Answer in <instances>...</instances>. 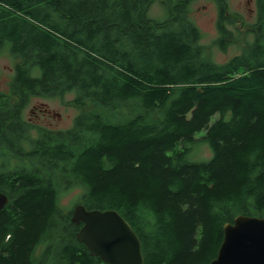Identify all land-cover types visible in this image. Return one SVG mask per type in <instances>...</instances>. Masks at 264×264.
<instances>
[{
	"label": "trees",
	"instance_id": "trees-1",
	"mask_svg": "<svg viewBox=\"0 0 264 264\" xmlns=\"http://www.w3.org/2000/svg\"><path fill=\"white\" fill-rule=\"evenodd\" d=\"M157 1L0 0V51L18 59L0 89V264H107L61 206L72 186L88 209L131 223L144 264L209 263L226 222L264 216V0L239 32L245 19L216 0L217 45L244 40L223 63L202 42L195 0H159L162 16ZM69 91L100 110L32 138L31 99ZM201 140L213 156L191 160Z\"/></svg>",
	"mask_w": 264,
	"mask_h": 264
},
{
	"label": "rangeland",
	"instance_id": "rangeland-1",
	"mask_svg": "<svg viewBox=\"0 0 264 264\" xmlns=\"http://www.w3.org/2000/svg\"><path fill=\"white\" fill-rule=\"evenodd\" d=\"M229 13H237L245 19L246 27L236 20L232 28L237 32L244 28L251 27L257 19L256 0H226ZM152 14L163 15V7L159 0L152 7ZM191 17L203 32L202 42L214 61L223 63L231 59L234 55L241 53L244 40L237 44H232L226 50L221 49L216 41L219 37L217 21L219 16V6L216 0H195L190 8ZM17 58L4 48L0 51V89L10 91V81L14 76V65ZM76 91H69L57 96H34L25 111V119L29 122V134L32 138H37L46 131L65 130L71 128L74 119L82 111L100 108L93 102H89L86 107H79L72 101L76 97ZM205 131L197 133L198 138H202ZM213 156L210 145L201 140L191 151L189 158L194 161H206ZM13 164L17 160L12 161ZM85 188L72 186L60 196L61 206L67 211L72 210L77 203H80ZM44 248L40 244L35 252V257H39Z\"/></svg>",
	"mask_w": 264,
	"mask_h": 264
},
{
	"label": "water",
	"instance_id": "water-1",
	"mask_svg": "<svg viewBox=\"0 0 264 264\" xmlns=\"http://www.w3.org/2000/svg\"><path fill=\"white\" fill-rule=\"evenodd\" d=\"M9 202L0 191V210ZM71 221L81 224L78 241L107 264H144L142 242L131 223L116 209H88L77 203ZM206 264H264V216L238 214L224 224L217 255Z\"/></svg>",
	"mask_w": 264,
	"mask_h": 264
}]
</instances>
